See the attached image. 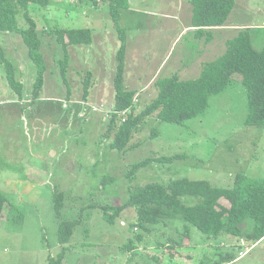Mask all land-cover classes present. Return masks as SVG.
I'll list each match as a JSON object with an SVG mask.
<instances>
[{
  "label": "rangeland",
  "instance_id": "374dc122",
  "mask_svg": "<svg viewBox=\"0 0 264 264\" xmlns=\"http://www.w3.org/2000/svg\"><path fill=\"white\" fill-rule=\"evenodd\" d=\"M235 1L233 22L246 24L254 48L261 50L264 0ZM28 10L37 23L47 71L35 99L37 67L27 45L19 33L0 31V190L7 198L0 264H49L47 256L60 253L54 205L61 199L60 217L78 220L64 245L63 264H264V238L253 244L226 233L209 237L180 218L146 230L132 226L134 208L114 223L100 209L124 203L131 184L189 178L226 188L238 173L264 178V126L245 124L248 96L238 73L224 91L211 96L204 113L183 123L160 120L154 113L134 133L129 149L109 146L128 113H141L157 96L159 77L197 78L204 62L225 52L235 30L212 27L213 40H208L192 26L185 29L192 23L191 0H130L118 25L126 30L125 86L136 91L134 109L116 114L107 136L121 45L108 1L51 0L46 7L30 4ZM19 19L28 24L23 11ZM56 27L90 28L92 42L64 48ZM8 62L23 83L22 95L8 81ZM96 106L99 111L93 112ZM171 156L176 158L158 160ZM148 159L129 177L135 163ZM181 199L187 205L199 201L189 195Z\"/></svg>",
  "mask_w": 264,
  "mask_h": 264
},
{
  "label": "trees",
  "instance_id": "16d2710c",
  "mask_svg": "<svg viewBox=\"0 0 264 264\" xmlns=\"http://www.w3.org/2000/svg\"><path fill=\"white\" fill-rule=\"evenodd\" d=\"M108 1L112 20L117 28L121 45L117 53V67L114 77L115 98L114 115L108 122L106 135L112 131L116 123V114L134 109L136 91L125 86V55L127 51L126 30L119 27L118 19L122 9L128 8L130 0ZM51 0H0V31L19 33L29 50V56L37 67L34 83V98L37 99L45 83L47 65L41 51L42 42L36 28L37 23L30 15L28 6L38 4L46 7ZM192 27L198 36L205 33L211 40L213 33L210 28L226 24L232 13L235 0H191ZM23 11L27 25H21L19 14ZM56 36L60 44L66 48L70 44H90L92 30L90 28H59ZM250 28L241 29L234 37L227 40L225 52L217 59L204 62L200 75L194 79H181L179 75L159 77L155 85L158 94L139 114L132 111L118 125L110 141V148L119 151L129 149L130 141L142 122L154 113L158 119L183 123L202 113L209 106L212 95L224 91L230 84L234 74H240L247 90L248 113L245 124L248 126H264V47L256 50L252 44ZM67 38V39H66ZM68 55H66L65 60ZM64 60V63H65ZM7 77L10 85L22 95L23 83L15 78L11 62L7 63ZM90 75V73L88 74ZM89 80V77H88ZM85 95L89 92V82L84 86ZM176 156L161 157L159 161H172ZM151 162L150 159L135 163L128 174L134 177L141 166ZM131 178V180H132ZM229 187H218L207 180L176 178L168 183H148L143 186L130 185L127 200L119 205H102L103 217L114 223L116 218L126 209L134 208L135 222L133 227L149 229L151 224H159L169 219H182L189 225L197 227L201 233L209 237H218L226 233L245 239L253 244L264 238V178H253L244 173L234 177ZM198 197L195 204L187 205L183 196ZM63 197V195H61ZM222 199L229 204L222 203ZM7 198L0 190V223L6 207ZM59 223V241L63 244L56 256H47L49 264H63L66 252L65 244L71 241L78 220L63 219L61 210L62 199L55 205ZM188 234V232L186 233ZM139 240L141 235H138ZM132 250L131 244H126Z\"/></svg>",
  "mask_w": 264,
  "mask_h": 264
},
{
  "label": "crops",
  "instance_id": "0c3cea01",
  "mask_svg": "<svg viewBox=\"0 0 264 264\" xmlns=\"http://www.w3.org/2000/svg\"><path fill=\"white\" fill-rule=\"evenodd\" d=\"M233 12H234V10L232 11V13L230 14V16H229V18H228V20H227V22H226V24H224L223 26H220V27H217V28H219V30L221 31H232V30H235L234 31V33H233V36L232 37H234L241 29H243V28H246V27H248L246 24H244V23H234L233 21L235 20H233ZM191 25H192V23L191 24H189V25H186V27H185V29H191L192 27H191ZM249 28V27H248ZM212 29V28H211ZM222 35H224V33L222 32ZM225 35H227V34H225ZM230 39V38H229ZM229 39H227V40H229ZM211 40H213V38L211 39ZM158 69H156V71H157ZM159 70H160V68H159ZM160 72V71H159ZM113 107V106H112ZM95 107H93L91 110L93 111V112H97V111H99V109H94ZM96 108H97V106H96ZM94 109V110H93ZM86 110V109H85ZM86 111H82L81 113H85ZM263 240V239H262ZM261 241V240H260Z\"/></svg>",
  "mask_w": 264,
  "mask_h": 264
},
{
  "label": "built area",
  "instance_id": "2783aa9c",
  "mask_svg": "<svg viewBox=\"0 0 264 264\" xmlns=\"http://www.w3.org/2000/svg\"><path fill=\"white\" fill-rule=\"evenodd\" d=\"M94 109L96 110L97 108L95 107ZM94 109H93V110H94ZM80 115H81V116H83V115H84V113H80Z\"/></svg>",
  "mask_w": 264,
  "mask_h": 264
}]
</instances>
